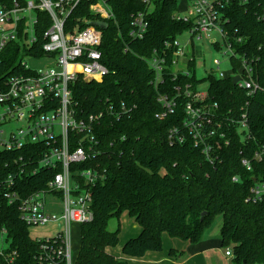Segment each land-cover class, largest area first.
<instances>
[{
	"label": "trees",
	"instance_id": "obj_1",
	"mask_svg": "<svg viewBox=\"0 0 264 264\" xmlns=\"http://www.w3.org/2000/svg\"><path fill=\"white\" fill-rule=\"evenodd\" d=\"M1 1L9 7L12 4V0ZM97 1L82 0L69 15L65 30L72 31L76 25L83 29L95 22L98 18L89 12V7ZM105 1L114 15V19L106 21V28L100 29V62L107 74L99 83L78 79L71 87L77 119L104 115L94 129L101 155L71 167H93L104 175L90 188L93 219L78 228L74 264H128L109 252L119 244L120 227L118 224L111 232L108 224L123 214L140 229L121 247V254L128 258L160 252L163 235L196 244L220 218L221 247L231 249V264H264V200L246 201L253 180H264V163H252V171H246L241 164L242 159H251L252 152L264 146V92L248 97L244 90L232 85L230 78L208 75L204 104L213 108L211 111L220 121L245 110L252 139L242 141L236 127L228 129L223 123L230 144L218 152L213 163L193 146L187 134L181 132L182 142L170 141L169 132L181 129L185 120L186 87L195 91L204 81L196 77V62L187 63L188 75L174 71L170 64L174 58L173 42L190 29V24L176 19V0H149V4L143 0ZM221 12L224 28L231 35L243 37L235 51L257 61L254 70L264 87V21L259 20L264 13V0L230 2L223 5ZM138 13H145L147 26L142 38L134 39L129 36L131 17ZM36 17V42L31 47L9 43L0 52V87L8 77L27 73L20 68L24 57L45 56L43 34L51 23L46 13L37 12ZM23 26L24 22L19 29ZM153 52L163 61L156 84L157 72L148 65ZM232 64L234 70L238 69L236 61ZM159 96L176 99L173 113L163 118L156 117L163 112ZM31 151V147H26L0 153V178L14 168L9 161L23 156V166L30 160ZM31 158L36 166L38 155ZM53 174L40 169L25 177L19 182L21 195L43 189ZM234 177L237 183L232 181ZM1 228L6 230L10 248L17 252L16 264H36L37 246L13 207L4 205L1 210L0 206Z\"/></svg>",
	"mask_w": 264,
	"mask_h": 264
},
{
	"label": "built area",
	"instance_id": "obj_2",
	"mask_svg": "<svg viewBox=\"0 0 264 264\" xmlns=\"http://www.w3.org/2000/svg\"><path fill=\"white\" fill-rule=\"evenodd\" d=\"M82 0H12L9 7L0 0V52L9 43H19L31 47L35 42L34 26L37 23V12L46 13L50 19V27L44 32L45 43L42 46L43 58L24 57L20 68L26 74H16L1 82L0 87V153L17 152L31 147L30 160L23 166V156L9 161L14 168L1 175L0 206L13 207L20 220L28 227L39 228L51 226L54 233L43 238H31L36 244L34 255L36 264H74L77 251L73 248V229L89 223L93 219L91 211L90 188L104 175L96 168L85 170L71 169L73 165L81 164L101 155L100 142L94 129L103 114L89 115L77 119L73 108L72 85L81 79L87 82H101L107 74L101 64L99 47L102 43V32L89 24L80 29L74 26L72 31H66V21L71 12ZM239 1L245 4L247 0H188L186 14L177 13L176 19L190 24L187 43L181 46L176 40L172 47L174 58L171 67L182 75H188L187 63L196 62L194 42L208 40L216 50L223 48L222 57L230 64L228 73L220 71L217 60L215 79H232L239 77L235 86L244 90L248 97L257 91L264 92L256 71L255 60L235 51V46L243 42V37L231 35L223 26L221 8L224 4ZM149 4V0H143ZM89 12L95 15L96 21L106 23L114 19V15L105 0H98L90 5ZM145 13L131 17V38L141 39L146 32ZM264 21V13L259 15ZM80 22L82 20H79ZM24 22L20 30V24ZM217 33L220 41L211 40ZM24 59L40 61L50 59L55 67L33 69L24 63ZM239 64L234 70L232 61ZM162 60L153 56L148 65L157 73L155 84L160 80ZM185 120L181 129L174 128L169 132L170 141L184 140L182 134H187L195 148L201 151L204 158L213 163L218 158V152L229 146L228 129L236 127L242 141H250L248 118L245 110L238 115L226 116L221 121L216 120L213 108L204 104L207 92L191 91L186 87ZM158 102L163 112L156 115L163 118L172 114L176 99L159 96ZM214 109L216 106H213ZM22 123L23 128L17 132L6 133L4 128L11 124ZM228 126L224 131V124ZM181 130V131H180ZM30 149V148H29ZM38 155L36 166L31 157ZM252 163H264V146L252 152L251 159L241 160L246 171H252ZM40 169L53 171L43 189L21 195L19 182L29 175H35ZM238 182L236 177L232 180ZM54 197L60 202V210H47L48 199ZM53 199V198H51ZM261 202L264 200V180H253L250 197L246 201ZM5 237V239H4ZM5 241V244L3 242ZM0 264H16L17 252L10 248L6 230L0 229ZM75 251V252H74ZM225 256L232 258L230 248L225 249Z\"/></svg>",
	"mask_w": 264,
	"mask_h": 264
},
{
	"label": "rangeland",
	"instance_id": "obj_3",
	"mask_svg": "<svg viewBox=\"0 0 264 264\" xmlns=\"http://www.w3.org/2000/svg\"><path fill=\"white\" fill-rule=\"evenodd\" d=\"M176 1H177V13L180 14L181 16H187L186 9H187L188 0H176ZM189 37L190 35L188 33H183L182 35L177 37V41L180 43L181 46H183L185 45V43H187ZM211 40L220 41L218 34L213 33L211 36ZM213 42L208 41V40H200V41L194 42L195 50L197 54L196 55V77L199 79H204V81L197 86V90L199 92H204V93L207 92L208 81L205 78L208 75H211L212 77H214V74L217 71L216 69L217 64L215 63V61L218 60L220 62V65H219L220 71H223L226 73L230 71L229 61L226 60V58L222 57V53L224 49L221 48V50L219 51L216 50L214 46L212 45ZM23 62L33 69H39V68L45 69L49 67H55L54 62L50 59H42L40 61L24 59ZM22 128H23L22 123H15V124H11L9 127L4 128V130L6 133H8V132H17L18 129H22ZM60 209H61L60 202L54 199V197H50L48 199L47 210L50 212H57ZM134 223L135 222L133 221V219L123 214L121 215L119 220L112 219L109 222L108 230L111 232L116 230L119 224V227H120L119 241L122 244L125 240L129 239L127 238L128 236L127 231L131 229L130 227H133ZM220 226H221V219L220 218L215 219L211 228L209 229L211 232V235H219ZM53 233H54V230L51 229V226L39 227V228L30 227L29 228V236L31 238H43L46 236H51ZM4 239H3V242L5 244ZM73 241H74L73 248L75 250L79 246V233H78L77 228L73 229ZM114 252H115V249L112 250L113 254Z\"/></svg>",
	"mask_w": 264,
	"mask_h": 264
},
{
	"label": "crops",
	"instance_id": "obj_4",
	"mask_svg": "<svg viewBox=\"0 0 264 264\" xmlns=\"http://www.w3.org/2000/svg\"><path fill=\"white\" fill-rule=\"evenodd\" d=\"M74 228L78 229V227ZM130 228L127 231V238L129 239L136 237L140 232L136 223ZM123 243L121 244L119 241L114 254L112 250L109 252L117 260L126 261L128 264H231L232 260V258L225 256V249L221 247L219 235H211L210 230H207L201 241L196 244L182 242L163 235L162 250L160 252H148L141 258H128L122 255L121 247ZM77 250L78 248L75 249V251Z\"/></svg>",
	"mask_w": 264,
	"mask_h": 264
},
{
	"label": "water",
	"instance_id": "obj_5",
	"mask_svg": "<svg viewBox=\"0 0 264 264\" xmlns=\"http://www.w3.org/2000/svg\"><path fill=\"white\" fill-rule=\"evenodd\" d=\"M92 26H94V27H97V28H99V29H105L106 28V23H103V22H99V21H95V22H92V23H90ZM239 81V77H233L232 79H231V83H232V85L233 86H235L236 84H237V82ZM205 215V213H203L202 214V216H204Z\"/></svg>",
	"mask_w": 264,
	"mask_h": 264
}]
</instances>
